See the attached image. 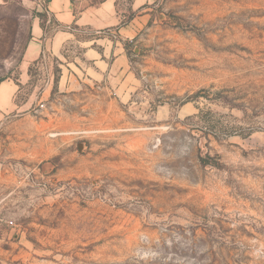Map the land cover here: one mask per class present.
<instances>
[{
    "label": "rangeland",
    "instance_id": "374dc122",
    "mask_svg": "<svg viewBox=\"0 0 264 264\" xmlns=\"http://www.w3.org/2000/svg\"><path fill=\"white\" fill-rule=\"evenodd\" d=\"M75 1L134 18L102 80L0 0V264H264V0Z\"/></svg>",
    "mask_w": 264,
    "mask_h": 264
},
{
    "label": "crops",
    "instance_id": "0c3cea01",
    "mask_svg": "<svg viewBox=\"0 0 264 264\" xmlns=\"http://www.w3.org/2000/svg\"><path fill=\"white\" fill-rule=\"evenodd\" d=\"M48 11L53 18L54 26L59 28L49 36L50 40L47 43L48 48L56 50L55 52L63 44L77 39L79 33L84 30L83 28H90L105 34L96 40L99 47H93L89 42L84 50L86 56L84 65L89 69L94 80H102L108 75V71L112 73L125 61L126 56L121 41L129 38L135 23L130 22L126 26H118L121 20L111 3H106L100 7L84 6L82 9L75 0H49ZM35 31L37 37L42 38L44 36V31L39 22L36 23ZM45 36L48 38V35L45 34ZM111 37L118 40L116 42L110 41ZM33 49H40L39 45L36 43ZM112 58L114 64H111ZM17 89L16 85L10 81L0 84V120L6 118L16 107L14 98Z\"/></svg>",
    "mask_w": 264,
    "mask_h": 264
},
{
    "label": "trees",
    "instance_id": "16d2710c",
    "mask_svg": "<svg viewBox=\"0 0 264 264\" xmlns=\"http://www.w3.org/2000/svg\"><path fill=\"white\" fill-rule=\"evenodd\" d=\"M134 18H131L128 22H126L125 24H123L122 26H126L128 25Z\"/></svg>",
    "mask_w": 264,
    "mask_h": 264
}]
</instances>
